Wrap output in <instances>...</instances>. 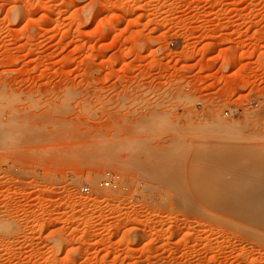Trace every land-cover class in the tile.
Here are the masks:
<instances>
[{
	"label": "rangeland",
	"instance_id": "obj_1",
	"mask_svg": "<svg viewBox=\"0 0 264 264\" xmlns=\"http://www.w3.org/2000/svg\"><path fill=\"white\" fill-rule=\"evenodd\" d=\"M0 264H264V0H0Z\"/></svg>",
	"mask_w": 264,
	"mask_h": 264
},
{
	"label": "built area",
	"instance_id": "obj_2",
	"mask_svg": "<svg viewBox=\"0 0 264 264\" xmlns=\"http://www.w3.org/2000/svg\"><path fill=\"white\" fill-rule=\"evenodd\" d=\"M226 115H229V111H226ZM118 178H119L118 175L114 171L108 170L104 174V178L101 182V186H103L105 188L116 189V188H118V184H117ZM82 190L86 193H89L90 187L85 186L82 188Z\"/></svg>",
	"mask_w": 264,
	"mask_h": 264
},
{
	"label": "bare ground",
	"instance_id": "obj_3",
	"mask_svg": "<svg viewBox=\"0 0 264 264\" xmlns=\"http://www.w3.org/2000/svg\"><path fill=\"white\" fill-rule=\"evenodd\" d=\"M6 90V89H5ZM2 91V90H1ZM3 92V91H2Z\"/></svg>",
	"mask_w": 264,
	"mask_h": 264
}]
</instances>
